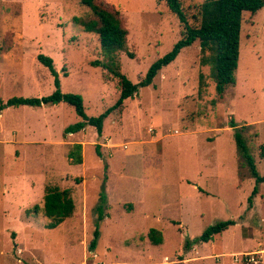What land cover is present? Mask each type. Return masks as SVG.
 <instances>
[{
    "label": "rangeland",
    "instance_id": "1",
    "mask_svg": "<svg viewBox=\"0 0 264 264\" xmlns=\"http://www.w3.org/2000/svg\"><path fill=\"white\" fill-rule=\"evenodd\" d=\"M180 1L197 26L206 0ZM104 2L120 11L129 33L127 51L114 59L103 55L98 35L75 23L91 17L80 0H0L4 104L55 92V77L38 61L43 54L54 61L61 92L81 95L88 117H99L120 98L104 64L137 84L182 37L164 2ZM203 56L198 42L184 49L152 86L111 113L102 137L92 126L66 134L82 121L66 103L1 110L0 101V264H264V183L249 209L256 181L240 163L231 127L232 120L247 127L264 177V9L243 16L237 82L220 102ZM77 144L83 165L69 156ZM105 179L110 218L91 251ZM47 187L70 190L75 201L73 216L55 229L42 209L34 211ZM230 220L236 225L228 231L199 241L208 227ZM153 229L162 244L150 240Z\"/></svg>",
    "mask_w": 264,
    "mask_h": 264
},
{
    "label": "trees",
    "instance_id": "2",
    "mask_svg": "<svg viewBox=\"0 0 264 264\" xmlns=\"http://www.w3.org/2000/svg\"><path fill=\"white\" fill-rule=\"evenodd\" d=\"M159 3H166L168 9L177 16L183 27L181 39L174 45L173 49L163 58L156 61L148 70L146 76L137 84H134L126 75L122 74L119 67H109L104 64V69L108 70L118 82L120 98L115 106L109 108L99 117H88L86 114L84 99L81 95L63 94L59 73L56 71L52 58L43 54L38 56V61L49 69L55 77V92L43 98H12L6 104L2 102L1 110L4 107L19 108L57 106L66 103L74 107L77 115L82 119L81 122L68 127L66 134H77L84 131L88 126L95 127L99 137L103 136L105 120L117 109H121L124 102L134 99L141 89L153 85L155 78L161 70L177 60L182 51L186 48L199 43L204 54L202 58L203 66H210L211 75L216 84L218 101L224 99L229 86H235L237 82L236 72L240 60V42L243 16L245 13L256 14L264 9V0H206L200 9V21L197 26L189 23L185 8L180 0H158ZM80 4L87 7L91 14L90 18H75V23L82 27L86 33H94L99 36L101 52L104 56L111 57L117 53L126 52L128 46V30L124 28L121 13L114 6L105 3L104 0H80ZM130 58H134L132 54ZM115 60H117L115 58ZM103 63L96 61L93 66L100 67ZM116 68V69H115ZM65 75L66 72H63ZM1 115V114H0ZM231 127L235 129V142L238 150V157L241 164H245L251 176L256 181V186L249 197V209L253 208L254 199L259 194V188L264 183V177L260 176L255 158L250 154L244 138L247 127H238L234 120ZM82 144L75 145L73 152L69 156L76 165L83 164ZM96 154L102 158L99 146ZM264 157V153H262ZM105 172L109 165L105 163ZM104 180L102 192L98 204L95 208L97 214L96 231L94 240L91 242V251H94L100 237V225L107 217L108 196L106 192V181ZM42 209L44 216L49 220L47 228L55 229L73 216L75 211V201L70 190H62L58 187H47L44 195L43 207L36 205L34 211ZM236 225L235 221H221L208 227L201 235L199 241L209 243L216 236L223 234L230 227ZM160 232L151 230L150 240L154 245L163 243Z\"/></svg>",
    "mask_w": 264,
    "mask_h": 264
},
{
    "label": "crops",
    "instance_id": "3",
    "mask_svg": "<svg viewBox=\"0 0 264 264\" xmlns=\"http://www.w3.org/2000/svg\"><path fill=\"white\" fill-rule=\"evenodd\" d=\"M181 55V54H180ZM179 55V56H180ZM127 101V100H126ZM124 108V107H123ZM1 116V115H0ZM107 120H108V118L105 120V122H104V124L107 122ZM104 129H105V125H104ZM85 131V130H84ZM83 132V131H82ZM111 142L113 143L114 141L113 140H111ZM110 143V142H109ZM141 143L142 142H140V143H137L136 145H141ZM127 147H128V149H127ZM125 150H130V144H128V146H126L125 148H124ZM83 160H84V158H83ZM84 163V162H83ZM81 165H83V164H81ZM110 168H111V166H109V171H110ZM107 190H108V188H107ZM107 190H106V192H107ZM107 196H108V193H107ZM109 199V198H108ZM107 218H110L109 216H108V214H107V217H106V219ZM105 219V220H106ZM231 228V227H230ZM228 231V230H227ZM234 255V254H233ZM264 255V254H263ZM263 255H262V257H263ZM263 259H264V257H263ZM165 260H166V258H165ZM264 262V261H263Z\"/></svg>",
    "mask_w": 264,
    "mask_h": 264
}]
</instances>
